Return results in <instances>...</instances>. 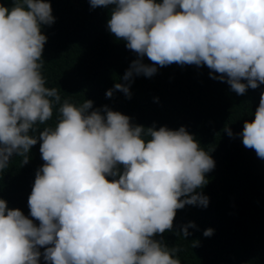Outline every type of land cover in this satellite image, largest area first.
I'll return each instance as SVG.
<instances>
[{"label": "clouds", "instance_id": "1", "mask_svg": "<svg viewBox=\"0 0 264 264\" xmlns=\"http://www.w3.org/2000/svg\"><path fill=\"white\" fill-rule=\"evenodd\" d=\"M11 3H0V172L14 155L27 164L38 143L44 163L28 197L31 219L0 199V264H181L179 249L156 237L173 230L178 210L208 207L198 190L215 161L185 127L145 129L108 106L93 110L92 100L62 101L42 74V29L55 23L50 0ZM88 3L110 7L107 30L137 57L122 77L128 83H115L106 98H130L135 76L172 64L206 66L238 96L264 85V0ZM57 105L55 125L40 130ZM223 131L264 160V92L240 133ZM189 228L195 223L176 235L187 238Z\"/></svg>", "mask_w": 264, "mask_h": 264}, {"label": "trees", "instance_id": "2", "mask_svg": "<svg viewBox=\"0 0 264 264\" xmlns=\"http://www.w3.org/2000/svg\"><path fill=\"white\" fill-rule=\"evenodd\" d=\"M50 2L55 23L42 29L47 36L42 56L46 87L57 88L62 101L77 106L85 100L94 102L93 110L108 106L145 129L185 127L215 161L214 170L206 174L207 185L198 190L209 198L208 207L187 205L178 210L173 230L156 239L179 249L176 258L181 264H264V160L246 149L242 138L223 131L230 127L240 133L244 121L254 119L264 85L238 96L226 83L211 79L206 66L172 64L157 66L151 78L135 76L130 98L120 91L106 98L115 83H128L122 77L137 58L107 30L110 7L93 10L88 0ZM0 3L12 6L11 0ZM143 62L151 64L146 57ZM58 107L47 125L38 126L40 130L55 125ZM22 160L14 155L0 172V199L31 219L28 197L44 163L39 143L30 150L29 162ZM189 222L196 225L189 228L191 235H176ZM209 228L214 234L205 237Z\"/></svg>", "mask_w": 264, "mask_h": 264}]
</instances>
